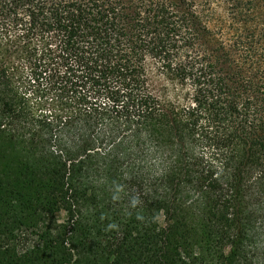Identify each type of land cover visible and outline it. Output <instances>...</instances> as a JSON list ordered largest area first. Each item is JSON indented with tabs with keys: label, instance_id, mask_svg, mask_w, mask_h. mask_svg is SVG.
Returning <instances> with one entry per match:
<instances>
[{
	"label": "trees",
	"instance_id": "trees-1",
	"mask_svg": "<svg viewBox=\"0 0 264 264\" xmlns=\"http://www.w3.org/2000/svg\"><path fill=\"white\" fill-rule=\"evenodd\" d=\"M197 2L0 0V264H264V8Z\"/></svg>",
	"mask_w": 264,
	"mask_h": 264
},
{
	"label": "rangeland",
	"instance_id": "rangeland-1",
	"mask_svg": "<svg viewBox=\"0 0 264 264\" xmlns=\"http://www.w3.org/2000/svg\"><path fill=\"white\" fill-rule=\"evenodd\" d=\"M172 1H176V0H172ZM199 3V9L202 8V6L206 9L208 6H206L207 4L206 3H209L211 0H197ZM259 4H260V7L261 8H264V0H258ZM212 5V9H213V13H215V16L214 17H219L220 16L222 18H226V15H227V6H224V4L220 3L219 1H215V2H210ZM201 4V6H200ZM206 14V13H205ZM214 23V22H212ZM215 25V24H213ZM0 168H2V166L0 165ZM119 177V176H118ZM113 184L115 185H119L120 186V177L119 178H116L114 181H113Z\"/></svg>",
	"mask_w": 264,
	"mask_h": 264
},
{
	"label": "clouds",
	"instance_id": "clouds-1",
	"mask_svg": "<svg viewBox=\"0 0 264 264\" xmlns=\"http://www.w3.org/2000/svg\"><path fill=\"white\" fill-rule=\"evenodd\" d=\"M135 204V202H133V205ZM139 218V217H138ZM109 228H115L116 227V225L115 224H110L109 226H108Z\"/></svg>",
	"mask_w": 264,
	"mask_h": 264
}]
</instances>
